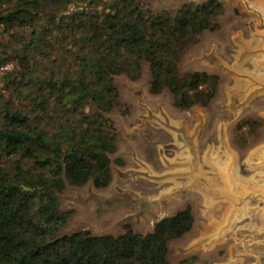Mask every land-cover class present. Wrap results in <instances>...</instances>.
Wrapping results in <instances>:
<instances>
[{
    "label": "trees",
    "instance_id": "1",
    "mask_svg": "<svg viewBox=\"0 0 264 264\" xmlns=\"http://www.w3.org/2000/svg\"><path fill=\"white\" fill-rule=\"evenodd\" d=\"M50 2L60 4L52 15ZM223 11L221 0L185 3L175 13L141 0H0V32L8 35L0 66L22 67L0 76V264H171V242L195 225L192 205L146 234L131 224L118 235L63 233L72 212L62 209L61 194L113 180L116 76L139 79L146 64L151 91L168 90L176 107L214 100L219 76L182 72L180 61L187 45L220 29ZM257 124L237 123L240 148Z\"/></svg>",
    "mask_w": 264,
    "mask_h": 264
},
{
    "label": "rangeland",
    "instance_id": "2",
    "mask_svg": "<svg viewBox=\"0 0 264 264\" xmlns=\"http://www.w3.org/2000/svg\"><path fill=\"white\" fill-rule=\"evenodd\" d=\"M205 1L141 0L146 8L173 13L185 3ZM221 1L220 29L206 31L199 42L187 45L180 61L182 72L200 70L219 76L214 100L207 106L176 107L168 90L151 91L146 64L139 79L116 76L121 106L109 114L118 134V151L112 156L113 180L105 188L93 183L66 188L61 206L72 214L63 233L86 229L118 235L131 224L146 234L158 220L190 204L195 225L190 233L171 242V264H217L215 259L225 257L223 246L231 244L227 240L235 241V232L230 228L206 234L209 223L198 215L203 207L201 197L194 185L184 183L185 171L179 167L189 163L192 169L186 172L194 175L193 165L199 160L207 165L208 160L232 157L226 145H234L244 155L264 145V26L245 1ZM249 4L254 8L251 1ZM59 7L58 2H50L45 9L52 15ZM0 39L8 40V35L0 32ZM13 63L12 71H21V65ZM245 119L259 124L253 129L251 144L242 149L235 142L234 128ZM199 146L200 154L195 150ZM203 233L205 238L200 237ZM238 251L234 256H239ZM194 255L195 261L185 262ZM232 263L240 264L236 259Z\"/></svg>",
    "mask_w": 264,
    "mask_h": 264
},
{
    "label": "crops",
    "instance_id": "3",
    "mask_svg": "<svg viewBox=\"0 0 264 264\" xmlns=\"http://www.w3.org/2000/svg\"><path fill=\"white\" fill-rule=\"evenodd\" d=\"M243 1L257 12L264 26V0ZM226 147L232 157L205 160L207 165L199 160L197 166L193 165L194 175L186 172L192 169L189 163L179 166L185 171L183 181L189 186L194 185L201 197L203 207L198 215L206 217L203 222L209 223L205 226L206 234L226 232L230 228L236 234L234 242L227 240L231 244L223 246L225 257L215 259V262L234 264L236 259L240 264H264V145L251 148L245 155L234 145ZM200 149L199 146L195 150L200 154ZM202 235L200 237L205 238L204 233ZM238 249L239 256H234Z\"/></svg>",
    "mask_w": 264,
    "mask_h": 264
},
{
    "label": "built area",
    "instance_id": "4",
    "mask_svg": "<svg viewBox=\"0 0 264 264\" xmlns=\"http://www.w3.org/2000/svg\"><path fill=\"white\" fill-rule=\"evenodd\" d=\"M13 67H14V63L13 62H8V63L0 66V76L2 74H4L5 72L12 71Z\"/></svg>",
    "mask_w": 264,
    "mask_h": 264
}]
</instances>
